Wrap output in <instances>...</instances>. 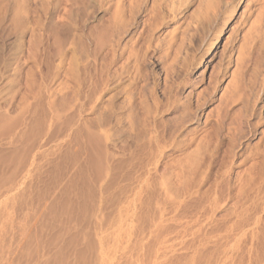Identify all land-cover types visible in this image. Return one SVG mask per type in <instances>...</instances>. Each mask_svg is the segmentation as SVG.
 I'll return each mask as SVG.
<instances>
[{
  "label": "rangeland",
  "instance_id": "rangeland-1",
  "mask_svg": "<svg viewBox=\"0 0 264 264\" xmlns=\"http://www.w3.org/2000/svg\"><path fill=\"white\" fill-rule=\"evenodd\" d=\"M123 1L0 0V264H264L262 1Z\"/></svg>",
  "mask_w": 264,
  "mask_h": 264
},
{
  "label": "bare ground",
  "instance_id": "bare-ground-1",
  "mask_svg": "<svg viewBox=\"0 0 264 264\" xmlns=\"http://www.w3.org/2000/svg\"><path fill=\"white\" fill-rule=\"evenodd\" d=\"M135 1V0H134ZM137 1V0H136ZM175 1V0H174ZM216 1V0H215ZM248 1V0H247ZM255 1H257V0H255ZM259 1H262V3L258 6V8H257V11H258V9L260 10V8H264V0H259ZM175 3V2H174ZM133 4V3H132ZM199 5V4H198ZM135 6H137V3H136V5ZM126 4L124 3V1L123 0H121V2H120V4H119V6H118V8L116 9V17H114V19L116 20V19H118V15L117 14H119V16L121 15V13H123L124 12V10L126 9ZM199 7V6H198ZM173 9V8H172ZM195 9V8H194ZM175 10V9H174ZM192 10V9H191ZM210 10V9H209ZM218 10V9H217ZM253 12V11H252ZM255 12V11H254ZM260 12V11H259ZM261 13V12H260ZM206 14V13H205ZM205 14H203V16L205 15ZM160 15V14H159ZM176 15V14H175ZM212 16V15H211ZM202 17V16H201ZM260 17V18H259ZM259 17H255L254 19H253V21H251V23H250V26H249V28L245 31V33H243L242 35H241V37H240V39H239V44L238 45H236L235 47H233L234 48V53H235V58H234V66H235V68L232 70V72H231V74H230V81H229V84L231 83L232 84V86L233 87H237L238 85H240L238 82H240V79H242L240 76L241 75H239V72H241V73H243V68H244V64H245V60H246V54H252V53H254V48H255V46L256 45H254V43H253V45H252V42L254 41V40H256L255 38H256V36H257V32H258V28H259V23L260 22H264V19H261V14H260V16ZM67 18V17H66ZM160 18V17H159ZM202 18H204V17H202ZM206 18V17H205ZM242 19V18H241ZM247 20V19H246ZM197 21V20H196ZM204 22H206V21H204ZM203 21H200L198 24H197V26H194L195 27V29H194V31L192 32V33H190V36H191V42L189 41V43H191L190 44V46L192 45V44H194V43H196V41L197 40H201V31H202V29H203V27H204V25L206 24V23H204ZM158 23H160V22H158ZM255 23H257L256 25H255ZM239 24V23H238ZM260 27H261V25H260ZM182 28V27H181ZM189 28V27H188ZM260 29V28H259ZM189 31H191V30H189ZM204 31V30H203ZM205 31H206V29H205ZM188 33V32H187ZM260 33V32H259ZM262 33V32H261ZM146 35V34H145ZM232 37V36H231ZM180 38V37H179ZM185 39H186V37H185ZM184 39V40H185ZM181 40H182V38H181ZM178 41H177V38L175 39V42H174V46H176V50L178 51L179 49H181V42L179 41V43H177ZM184 42V41H183ZM257 43V42H256ZM196 45V44H195ZM194 45V46H195ZM210 45V44H209ZM193 46V47H194ZM263 46V45H262ZM188 48H189V44H188V47H187V50H188ZM195 48H197V47H195ZM190 50H192V48L190 49ZM257 50V49H256ZM260 51V50H259ZM194 54V53H193ZM254 55V54H253ZM201 56H202V54L201 55H199L198 57H196V58H194V60H192L191 62H190V65H194V64H197V63H199L200 61L199 60H201ZM182 57V56H181ZM249 57V56H248ZM251 58V57H250ZM137 63V62H136ZM181 63V62H180ZM167 65V64H166ZM172 67V66H171ZM246 73V72H245ZM247 79V78H246ZM249 79V78H248ZM247 79V80H248ZM251 97V96H250ZM250 126V125H249ZM240 131V130H239ZM239 133V132H238ZM236 135V134H235Z\"/></svg>",
  "mask_w": 264,
  "mask_h": 264
}]
</instances>
